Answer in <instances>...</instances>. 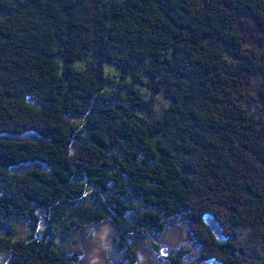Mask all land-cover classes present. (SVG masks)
<instances>
[{
    "label": "trees",
    "instance_id": "obj_1",
    "mask_svg": "<svg viewBox=\"0 0 264 264\" xmlns=\"http://www.w3.org/2000/svg\"><path fill=\"white\" fill-rule=\"evenodd\" d=\"M0 10V264L76 263L59 239L104 222L134 264L176 221L197 249L167 264H264V0Z\"/></svg>",
    "mask_w": 264,
    "mask_h": 264
},
{
    "label": "rangeland",
    "instance_id": "obj_2",
    "mask_svg": "<svg viewBox=\"0 0 264 264\" xmlns=\"http://www.w3.org/2000/svg\"><path fill=\"white\" fill-rule=\"evenodd\" d=\"M3 11L0 10V14ZM113 72L116 69L112 70ZM163 104V100L157 97L156 101ZM32 165H26L28 169ZM47 219L40 216L39 227L42 229L46 226ZM213 225V223H211ZM11 227L15 230L16 234L21 238L28 232L27 226L20 222H11ZM188 226L185 222H178L171 224L167 230L161 234H135L130 243L134 248L137 261L134 264H167L164 259L167 255L173 254L185 248L196 251L193 243V238L189 233ZM214 230L216 227L213 225ZM117 236L116 231L110 223H103L95 229V235L91 239H81L80 237H73V239L63 240L59 239L60 245L68 250L79 248L82 254L79 256L76 263H63V264H112L111 257L120 254L116 245L112 243V238ZM198 264H217L212 261L198 263Z\"/></svg>",
    "mask_w": 264,
    "mask_h": 264
}]
</instances>
